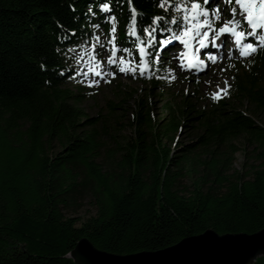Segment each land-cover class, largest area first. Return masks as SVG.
I'll use <instances>...</instances> for the list:
<instances>
[{"label":"trees","instance_id":"1","mask_svg":"<svg viewBox=\"0 0 264 264\" xmlns=\"http://www.w3.org/2000/svg\"><path fill=\"white\" fill-rule=\"evenodd\" d=\"M186 1L165 0V8L176 14L173 5ZM102 2L125 41L132 27L128 0H0V264H75L68 254L83 237L129 254L208 229L264 228V121L256 119L264 112V47L236 69L227 95L202 109L184 96L170 99L157 118L140 100L133 135L111 146L106 119L90 118L79 105L85 92L70 88L76 78L69 49L89 42L95 24L113 25L99 11ZM131 6L164 15L153 0ZM135 27L132 40L146 42ZM168 74L152 60L148 92L167 86ZM234 100L253 110L234 107ZM190 120L202 134L175 150L171 142L178 143ZM240 151L245 160L238 169ZM88 195L95 213L73 216ZM253 264H264V256Z\"/></svg>","mask_w":264,"mask_h":264},{"label":"rangeland","instance_id":"2","mask_svg":"<svg viewBox=\"0 0 264 264\" xmlns=\"http://www.w3.org/2000/svg\"><path fill=\"white\" fill-rule=\"evenodd\" d=\"M225 2L226 0H222L219 5L210 3L212 6H207L209 12L213 13L207 19L210 20L214 31L222 23L227 22L231 18L229 13L232 7L237 8L235 19H241L239 6L235 5L232 1L228 4V10L223 12L221 20L217 21L215 19L216 8L219 7L223 11L225 9ZM188 3H191V0ZM199 3L201 7H205L204 0H199ZM110 15L114 16L112 12H110ZM201 19L205 18L201 17ZM112 29L109 31L104 26H99V28L94 29L95 35L90 42H84L77 48L70 49V55L73 60L72 64L77 76V79H75L70 88L75 92H78L80 89L85 92L86 96L79 105L89 114L90 118L106 119L105 136L107 135V144L111 146H113L115 141L123 142L126 138L133 135L134 128L132 121L135 118L134 116L140 100L151 106L153 116L157 118L165 116L166 106L170 99L171 101L179 102L184 96L190 98V102L196 105V109H202L209 105L210 99L214 96L224 98L233 83V73L236 69L245 68L244 56H240L239 49H237L234 54L232 51H227L224 55L225 58L217 64L211 65L210 69L206 72L202 74L189 73L182 71L177 65V58L180 55L167 49V52H164L166 55L162 56V63L169 69V83L155 93H150L148 92L146 83V73L144 74L146 75L144 78L137 76V74L142 75L139 71L140 61H135L130 54L131 52H128L131 46L125 47V44L119 40L118 29L116 28L114 34ZM130 31L133 32L134 29ZM153 33L156 34V32ZM158 33L159 36L156 39L159 42L158 48L163 49L165 46L163 41L165 39L168 40L172 35H162L161 31ZM173 38L171 37V39ZM113 47H116L117 50L113 51ZM148 47H150V44L146 45V48ZM123 49L128 50L124 51ZM152 53V49H149L148 56H151ZM159 54L160 52L157 53V55ZM109 59L115 61V63H108ZM121 59L124 61L123 64H121ZM129 66L136 69V71H118L119 67L128 68ZM98 72L102 74L97 75L96 73ZM112 72H116L114 77L111 75ZM94 81H98V83L93 84ZM108 81L111 82L109 83ZM216 90L219 93H216ZM230 103H233L234 107L241 110H253V107L246 101L234 100L230 101ZM111 104H115L116 109L112 110ZM196 115L194 114L193 116ZM256 119L264 121V112H259L256 115ZM185 124L186 126L179 130L176 139H174L178 143L171 142V147L175 150H179L184 145L195 141L202 134L201 130L194 127L196 123L192 122V120ZM235 143L240 144V140L235 141ZM101 160L102 158H99L98 162H101ZM244 160V153L242 151L238 152L235 167L241 169ZM95 211V204L91 195L80 201L78 209L70 210L73 216H80L81 218H86L94 214Z\"/></svg>","mask_w":264,"mask_h":264},{"label":"snow or ice","instance_id":"3","mask_svg":"<svg viewBox=\"0 0 264 264\" xmlns=\"http://www.w3.org/2000/svg\"><path fill=\"white\" fill-rule=\"evenodd\" d=\"M222 0H204L205 7H201L199 0H191L190 7L185 4H174V8L176 10V14H171L169 9L165 8V0H153L154 5H159L161 9L164 10V15L160 16H151L144 12L137 13V10L131 6V0H128L130 6V16H131V24L136 26L139 23L141 27V33L148 34L150 36L153 35V31L156 30V26H158V30L171 32L175 39L183 40L185 47L189 46V40L194 37H201L200 46L206 47L205 41L210 35L212 31V25L210 20L207 19L213 15L208 10L207 5L216 4L219 5ZM231 0H226L225 9L222 11L219 7L215 10V19L220 21L224 11L228 10V4ZM235 5L239 6V11L241 13V19H235L237 8L232 7L230 9L229 15L231 18L220 25L218 30L216 31V35H212L211 39L213 42L216 41L217 36L222 33H231L235 38L236 45H241L242 40L244 39L246 32L239 30L241 25L244 27H250L251 31L247 33V35L255 36L259 41V45L252 42H246L242 44L241 55L248 56L258 50V47H264V35L258 34L257 29L264 28V0H234ZM91 12V9L89 10ZM99 11L101 13H110L111 7L109 3L102 2L99 4ZM182 13V15H181ZM147 17L148 26H144V20ZM204 17L205 19H201ZM115 16H111V21L115 23ZM171 24L173 27L169 28L168 25ZM208 27V31H204L202 34L200 29ZM99 28V25L95 26ZM179 32V35L176 32ZM113 34L115 33V28L112 29ZM130 35L136 36L137 32L133 31ZM151 42V41H150ZM227 39L225 43H229ZM114 43V41H113ZM163 43L167 44L168 40H164ZM137 47L140 49L142 54L141 59H143V54L145 49L142 44H137ZM127 51L128 49H123ZM209 59H214L212 56H209ZM199 62V61H198ZM108 63H115V61L109 59ZM124 61L121 59V64ZM189 66H192L191 64ZM43 70V65L41 66ZM119 72H135L136 69L129 66L128 68L119 67ZM141 72L144 71L143 68L140 69ZM97 75L102 73L98 72ZM111 75L114 77L116 72H112ZM109 83L111 81H108ZM98 83V81H94L93 84ZM214 99L218 98L217 96L213 97Z\"/></svg>","mask_w":264,"mask_h":264},{"label":"water","instance_id":"4","mask_svg":"<svg viewBox=\"0 0 264 264\" xmlns=\"http://www.w3.org/2000/svg\"><path fill=\"white\" fill-rule=\"evenodd\" d=\"M75 264H253L264 256V228L255 233L208 229L155 251L118 254L81 238L68 254Z\"/></svg>","mask_w":264,"mask_h":264},{"label":"bare ground","instance_id":"5","mask_svg":"<svg viewBox=\"0 0 264 264\" xmlns=\"http://www.w3.org/2000/svg\"><path fill=\"white\" fill-rule=\"evenodd\" d=\"M203 31H204L203 28L200 29V32H203ZM224 35H228V33L226 32V33H224ZM232 44L235 45V40H232ZM165 45L168 46V47L173 46V51L178 53V48L180 47V42H178L176 40H172L171 37H170L168 39V43L165 44ZM240 46L241 45H238V47H240ZM235 48H237V47H234L233 52L235 51ZM240 53H241V51H240ZM177 61H178L177 64L180 67V69L185 70L184 63H181L179 59ZM217 92L219 93L218 90H216V93Z\"/></svg>","mask_w":264,"mask_h":264}]
</instances>
